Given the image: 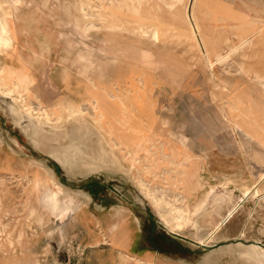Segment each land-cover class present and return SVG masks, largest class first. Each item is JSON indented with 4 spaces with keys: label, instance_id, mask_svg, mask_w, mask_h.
<instances>
[{
    "label": "rangeland",
    "instance_id": "374dc122",
    "mask_svg": "<svg viewBox=\"0 0 264 264\" xmlns=\"http://www.w3.org/2000/svg\"><path fill=\"white\" fill-rule=\"evenodd\" d=\"M112 1L0 11V264H264V26L211 27L264 0H199L197 47L185 0Z\"/></svg>",
    "mask_w": 264,
    "mask_h": 264
},
{
    "label": "bare ground",
    "instance_id": "6f19581e",
    "mask_svg": "<svg viewBox=\"0 0 264 264\" xmlns=\"http://www.w3.org/2000/svg\"><path fill=\"white\" fill-rule=\"evenodd\" d=\"M9 1V0H8ZM13 1V4H10V11H8V9H7V7H6V4L8 3L7 2V0H0V11L1 12H3V14H4V16H5V18H7V19H10V21H11V23L10 24H12V25H15V28H21V30H23V31H25V29H24V26H27L29 23H30V21H32L33 20V18H29V16H28V18H26V17H24V15H21L18 11H20V8H19V10L17 11L15 8V6H19V5H23V4H28V3H30L31 2V0H12ZM50 1V0H49ZM48 2V1H47ZM10 3V2H9ZM264 4V3H263ZM34 5V4H33ZM113 5H114V1H112V0H105V4H103L102 6H100L99 7V10H100V12H99V15H101V17H105L106 19H108L109 18V16L110 15H108L106 12H107V10H109V9H112L113 8ZM18 8V7H17ZM199 9V0H185V4H184V7H183V9H182V17H181V19L183 20V22L186 24V26L189 28V33H190V36H191V39H192V41L194 42V45L196 46H198V43H197V41L195 40V38H194V34L195 33H198L199 35H201V36H203L202 35V32H201V30H200V25H199V23L197 22V17L195 16V9ZM22 9V8H21ZM33 9V8H32ZM12 10V11H11ZM22 11V10H21ZM236 16V15H235ZM238 17H234V16H231V15H228L227 17H224V16H221L220 18H218V19H214L213 20V24H212V26L211 27H217V22H218V24L220 25V26H222V27H225V26H228V27H230V28H233V26H237V25H239V26H241V27H253V26H255V25H257L258 23V25H262V26H264V11H262V12H260V13H257V11L255 12V13H250V12H244V13H240V14H238L237 15ZM17 21V23H15ZM19 21H21V22H19ZM104 21V20H103ZM102 21V22H103ZM32 23V22H31ZM30 23V24H31ZM111 21H109V20H107L106 22H105V24L104 25H106L105 26V28H107V26H108V28H109V26H110V28H111ZM231 23H233V26L231 25ZM0 24H1V26L4 28L5 26H6V24H8V22L5 20V21H3L2 22V20H0ZM35 24V23H34ZM102 25H103V23H102ZM103 27V26H102ZM101 27V28H102ZM117 27V26H116ZM34 28V27H33ZM250 31H252V30H250ZM257 31V30H256ZM18 32H19V30L16 32V36H17V34H18ZM257 35V33L255 34V33H249V32H246V33H244L243 35H241L240 37H239V43L240 44H246L247 46H248V49H252L253 47H254V45H255V42H254V38H255V36ZM44 39H42L41 40V42L42 43H44V46H47V44H48V42H47V39L45 38V37H43ZM51 39V38H50ZM0 40L1 41H3L2 40V38L0 37ZM7 40V39H6ZM12 40V39H11ZM9 41V40H8ZM13 42V41H12ZM237 42V41H236ZM9 43V42H8ZM101 45H102V47H101V50L104 52V53H108V44H107V42L106 41H104V40H101ZM114 45H115V48H117L118 49V43L117 42H114L113 43ZM239 44V45H240ZM9 45V44H8ZM49 45V44H48ZM196 46V47H197ZM114 47V46H113ZM112 47V48H113ZM247 49V50H248ZM19 49H18V51L16 52V54H15V56H14V59H17L20 63H22L23 65H27L28 63H31V59H30V57L29 58H27V59H22V57H21V55L19 54ZM49 51V50H48ZM256 51V50H255ZM35 57L38 55V54H36L34 51H30ZM117 52H118V50H117ZM117 52H112L111 53V55L113 54V55H115V56H117L118 54H117ZM119 53V52H118ZM255 53V52H254ZM206 58L207 57H209V55H210V50H209V43H205L204 44V46H203V53H202ZM43 55V54H42ZM112 55V56H113ZM223 56V55H222ZM227 56V55H226ZM221 57V56H220ZM40 58H43V57H40ZM46 58V57H45ZM222 58V57H221ZM217 60H220V59H218V57H217ZM216 60V61H217ZM36 61H38V60H36ZM31 65V64H30ZM3 80H5V77L4 76H1L0 77V85H2V83H1V81H3ZM18 87V86H17ZM263 87V86H262ZM264 88V87H263ZM0 97L2 98V99H4V98H8V101H7V103H6V106H7V109L9 110V113L10 114H13L14 115V112L16 111L15 110V103H14V105H12L13 103H11L12 101H14V100H10L9 99V95L7 94V93H4V94H0ZM11 97V96H10ZM16 113V112H15ZM15 116V115H14ZM12 118H14V117H12ZM16 118H17V120H19V122L21 121V120H23V119H25V120H27V121H31L32 120V117H31V115L29 114V113H18V114H16ZM99 119H100V117H99ZM16 124H17V122H16ZM34 124V123H33ZM19 125H20V123H19ZM35 125V124H34ZM39 126V125H38ZM36 127V126H35ZM43 127V126H42ZM39 128H41V127H39ZM133 165V164H132ZM213 204V203H212ZM213 205H211L210 203H209V200L208 199H206L205 200V203H204V206H203V208L201 209V213H203L207 218H208V216H209V212H210V208L212 207ZM52 208V207H51ZM170 208V207H169ZM178 212V211H177ZM162 217V216H161ZM180 219V218H179ZM166 224H167V226H170L171 227V224L169 223V221H167V220H165L164 221ZM171 222V221H170ZM165 225V224H164ZM166 226V225H165ZM169 227V228H170ZM216 228V227H215ZM170 229H172V227L170 228Z\"/></svg>",
    "mask_w": 264,
    "mask_h": 264
},
{
    "label": "crops",
    "instance_id": "0c3cea01",
    "mask_svg": "<svg viewBox=\"0 0 264 264\" xmlns=\"http://www.w3.org/2000/svg\"><path fill=\"white\" fill-rule=\"evenodd\" d=\"M155 47L156 45L153 46H148L146 49H142L141 53L139 55V57L136 60H127V59H123L124 64L128 65L130 64L131 66H136L148 73L154 74L156 77H158V73L156 72V68H157V64L158 61H156L154 59L155 57ZM152 51H150V50ZM149 50V51H148ZM168 82H170L171 80H174V78L172 76L167 77ZM169 238H171L170 236H168ZM167 238V239H169ZM170 240V239H169ZM157 251L156 249H154V247L151 245L146 246L143 248L141 253L147 254L149 252H155ZM134 254H137L136 252H134Z\"/></svg>",
    "mask_w": 264,
    "mask_h": 264
},
{
    "label": "trees",
    "instance_id": "16d2710c",
    "mask_svg": "<svg viewBox=\"0 0 264 264\" xmlns=\"http://www.w3.org/2000/svg\"><path fill=\"white\" fill-rule=\"evenodd\" d=\"M94 188H95V186H94ZM149 233H151V230H150L149 228H147V229H146V234L149 235ZM159 241H161V240L159 239ZM154 249H156L157 251H159V249L156 248V247H154Z\"/></svg>",
    "mask_w": 264,
    "mask_h": 264
},
{
    "label": "water",
    "instance_id": "95a60500",
    "mask_svg": "<svg viewBox=\"0 0 264 264\" xmlns=\"http://www.w3.org/2000/svg\"><path fill=\"white\" fill-rule=\"evenodd\" d=\"M202 247H207L206 245H201Z\"/></svg>",
    "mask_w": 264,
    "mask_h": 264
}]
</instances>
